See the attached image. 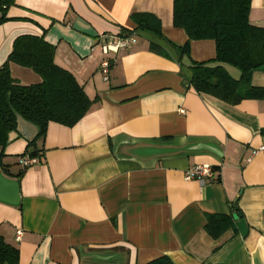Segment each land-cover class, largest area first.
<instances>
[{
	"label": "crops",
	"instance_id": "1",
	"mask_svg": "<svg viewBox=\"0 0 264 264\" xmlns=\"http://www.w3.org/2000/svg\"><path fill=\"white\" fill-rule=\"evenodd\" d=\"M138 14L156 18L163 38L136 32ZM6 17L0 68L16 38H43L93 101L73 127L49 123L33 146L8 135L0 173L18 183L19 203L0 201V237L18 264H264V99L229 105L190 85L192 63L214 60L216 45L192 41L179 55L188 38L173 26V0H15ZM248 21L264 28V0L250 1ZM128 33L130 49L102 52L101 37ZM9 69L22 86L42 81ZM250 86L264 88V72ZM34 151L38 164L21 168ZM198 165L214 179L185 180ZM211 215L231 218L216 239L205 230Z\"/></svg>",
	"mask_w": 264,
	"mask_h": 264
},
{
	"label": "trees",
	"instance_id": "2",
	"mask_svg": "<svg viewBox=\"0 0 264 264\" xmlns=\"http://www.w3.org/2000/svg\"><path fill=\"white\" fill-rule=\"evenodd\" d=\"M251 0H173V26L184 30L188 41L184 48H177L179 55H186L192 41L212 40L216 45L214 60L192 63L190 85L198 92L210 95L229 105L245 99H264V88L250 86V76L264 66V28L248 21ZM15 0H0V24L6 22L7 10ZM136 32H146L163 38L160 22L151 15L132 16ZM129 34V33H128ZM159 54L160 51L154 49ZM55 48L43 38L21 36L14 40L12 51L0 68V150L7 143L8 135L16 131L17 117L32 124L37 136L28 146L35 145L45 136L49 123L73 127L91 109V101L74 76L59 67L55 61ZM10 64L32 70L41 83L22 86L11 77ZM216 66L212 67L211 65ZM224 65L241 73L234 80ZM36 157L37 152L28 154ZM23 171L17 174V178ZM231 226V218L224 215L208 216L205 230L214 239ZM0 264H18V251L0 237ZM148 264H172L167 257Z\"/></svg>",
	"mask_w": 264,
	"mask_h": 264
},
{
	"label": "built area",
	"instance_id": "3",
	"mask_svg": "<svg viewBox=\"0 0 264 264\" xmlns=\"http://www.w3.org/2000/svg\"><path fill=\"white\" fill-rule=\"evenodd\" d=\"M137 43V37L135 34H127L122 36H103L101 37V42L99 46L105 55L117 54L121 50L130 49ZM115 62V58L106 60L102 63V74L104 75V80L108 79V74L111 65ZM183 113V110H182ZM38 164V159L36 157H30L29 155H24L20 158L19 165L21 168L26 169ZM215 177V170L209 165H198L193 166L187 170L185 173V180L196 179L201 183L205 180H212ZM21 231H17L16 240L19 241L21 238Z\"/></svg>",
	"mask_w": 264,
	"mask_h": 264
},
{
	"label": "water",
	"instance_id": "4",
	"mask_svg": "<svg viewBox=\"0 0 264 264\" xmlns=\"http://www.w3.org/2000/svg\"><path fill=\"white\" fill-rule=\"evenodd\" d=\"M258 71L264 72V66H261L258 69ZM16 131L28 142H33L37 136V129L32 124L23 120L21 117H17ZM0 201L10 205H17L19 203L18 183L14 180L5 177L1 173H0ZM238 217L239 214L233 215L234 219Z\"/></svg>",
	"mask_w": 264,
	"mask_h": 264
}]
</instances>
